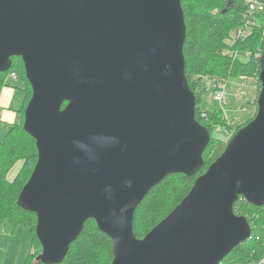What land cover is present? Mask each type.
Returning a JSON list of instances; mask_svg holds the SVG:
<instances>
[{
	"label": "water",
	"instance_id": "95a60500",
	"mask_svg": "<svg viewBox=\"0 0 264 264\" xmlns=\"http://www.w3.org/2000/svg\"><path fill=\"white\" fill-rule=\"evenodd\" d=\"M186 37L181 0H0V73L20 57L32 88L23 128L38 161L17 203L37 216L39 263L61 264L90 219L112 264H221L252 237L234 205L264 206V55L255 118L166 218L134 232L154 187L205 166Z\"/></svg>",
	"mask_w": 264,
	"mask_h": 264
},
{
	"label": "trees",
	"instance_id": "16d2710c",
	"mask_svg": "<svg viewBox=\"0 0 264 264\" xmlns=\"http://www.w3.org/2000/svg\"><path fill=\"white\" fill-rule=\"evenodd\" d=\"M181 3L187 29L184 46L186 76L197 98L196 119L209 130L212 137V132L217 127L230 125L220 113L221 109L202 108L206 78L225 81L240 79L243 76L249 79L254 77L260 94L258 54H264V27L254 26L246 39L226 47L224 41L230 32H234L244 23L246 0H181ZM229 51H238L239 55H231ZM17 59L22 61L20 57H14L13 66ZM22 71L25 76L24 64ZM5 75L7 73H0V94L7 86ZM25 79L31 88L26 76ZM31 96L32 88L30 94L28 91L26 93L25 104ZM256 114L237 127H228V131L232 130L230 135H235L249 124ZM23 124L24 112L21 122L10 124L4 140L0 142V223L14 221L30 230L32 237L26 264H35L34 260L42 252L36 235L37 216L22 209L17 202L37 164L38 150L36 141L24 130ZM227 144L225 140L211 138L204 153L205 166L198 174L190 177L183 174L170 175L150 191L135 211L134 232L138 238H144L183 201L196 179L224 152ZM20 160H25L24 167L17 178L11 181L9 174ZM159 205H162V208L156 210ZM234 212L238 216L248 218L253 235L233 249L221 264L257 263L264 257V206L255 207L246 199L239 198L234 205ZM113 259L112 240L98 228L93 219H90L85 223L78 239L71 244L61 264H112Z\"/></svg>",
	"mask_w": 264,
	"mask_h": 264
},
{
	"label": "rangeland",
	"instance_id": "374dc122",
	"mask_svg": "<svg viewBox=\"0 0 264 264\" xmlns=\"http://www.w3.org/2000/svg\"><path fill=\"white\" fill-rule=\"evenodd\" d=\"M254 21L258 23L259 26L264 27V13L256 12L253 14ZM225 39L224 44L226 47L229 45V40L231 35ZM246 57V55H244ZM243 58V57H242ZM15 66L7 72L5 75V81H7V86H5L0 94V142L5 138V134L9 130L10 125L8 123H20L22 120V113H25L28 102L25 106L23 101L25 98V92L27 91L30 94V86L28 85L25 76L23 74V63L19 59L16 60ZM206 90L203 94V109H221L220 113L227 120L228 124L231 122L234 123L232 127H237L238 125L247 121L251 116H254L257 112V102L259 86L257 85V80L254 77L245 79H234V80H225V83L228 87V95L226 105L221 107L214 99L215 89L210 86V82L213 79L206 78ZM25 85V92L23 91ZM255 86V89H254ZM27 90V91H26ZM216 94V93H215ZM258 94V95H257ZM31 98V97H30ZM30 100V99H29ZM254 102V104H253ZM24 106V107H23ZM12 109L19 118L14 117L13 112L9 111ZM229 120V121H228ZM227 124L217 127L212 132V138L218 140H225L229 142L234 136L228 133L229 128ZM231 133L232 130H229ZM17 165L13 169V174L10 176V180L14 181L19 175L20 171L23 169L25 160H20L16 163ZM17 167V168H16ZM162 205H159L156 210L161 209ZM28 231L30 239H26L25 231ZM17 232L18 237L17 241L20 244V248L17 250L16 243L13 242L14 238L12 235ZM31 245V233L26 227L14 222L6 221L0 223V264H26L29 257V248ZM24 251L25 256L19 259V251ZM35 264H39L38 260L35 259Z\"/></svg>",
	"mask_w": 264,
	"mask_h": 264
},
{
	"label": "built area",
	"instance_id": "2783aa9c",
	"mask_svg": "<svg viewBox=\"0 0 264 264\" xmlns=\"http://www.w3.org/2000/svg\"><path fill=\"white\" fill-rule=\"evenodd\" d=\"M246 4H247V10L246 13L244 15V23L238 27L233 34L231 35V39L229 40V44L230 46H233L237 41L239 40H244L246 39L252 31V28L254 26H258V23H256L254 21L253 18V14L256 12H263L264 13V0H246ZM235 53H233L232 51H229V53H231V55L237 56L239 55L238 51H234ZM264 54H258L259 59H261V57ZM240 79H245V77H240ZM210 86L213 87L215 89V93L213 96V99L221 106L223 107V105H226L227 102V95H228V87L225 83V81H218L217 79H213L210 82ZM229 121V120H228ZM229 125H234L233 122H231ZM229 134H231L228 131ZM252 238V237H251ZM254 264H264V257L257 263Z\"/></svg>",
	"mask_w": 264,
	"mask_h": 264
},
{
	"label": "crops",
	"instance_id": "0c3cea01",
	"mask_svg": "<svg viewBox=\"0 0 264 264\" xmlns=\"http://www.w3.org/2000/svg\"><path fill=\"white\" fill-rule=\"evenodd\" d=\"M254 89H255V86H254ZM23 91L25 92V85H24V89H23ZM25 96H26V92H25ZM23 103H24L23 105H25V98H24ZM23 107H24V106H23ZM11 110H12V109H10L9 111L11 112ZM12 112H13V115H14L15 119H16V118H19V116L16 115V114L14 113L13 110H12ZM8 124L10 125V124H14V123H8ZM11 174H13V171L10 172L9 177L11 176ZM24 231H25V230H24ZM29 232H30V230H29ZM25 234H26V239H27V238L30 239V235H29L28 231H25ZM17 237H18V234H17V232H15V233L12 235V238H14V240H12V241L16 243V248H17V250H18V249L20 248V244H19V242L16 240ZM31 237H32V236H31ZM29 251H30V248H29ZM29 251H28V252H29ZM24 256H25L24 251H23V250H22V251H19V259L22 258V257H24Z\"/></svg>",
	"mask_w": 264,
	"mask_h": 264
},
{
	"label": "clouds",
	"instance_id": "9594fccd",
	"mask_svg": "<svg viewBox=\"0 0 264 264\" xmlns=\"http://www.w3.org/2000/svg\"><path fill=\"white\" fill-rule=\"evenodd\" d=\"M126 186L131 187V181H128ZM125 209H121V212H123Z\"/></svg>",
	"mask_w": 264,
	"mask_h": 264
}]
</instances>
